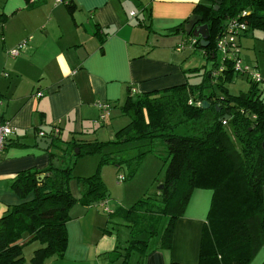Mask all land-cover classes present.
<instances>
[{
	"label": "trees",
	"instance_id": "trees-1",
	"mask_svg": "<svg viewBox=\"0 0 264 264\" xmlns=\"http://www.w3.org/2000/svg\"><path fill=\"white\" fill-rule=\"evenodd\" d=\"M26 1L28 5L32 3ZM67 5L71 12L77 7L74 0H68ZM194 11L203 16L200 23H207L210 33L206 47L200 38L194 47L201 49L208 61L212 60L211 67L189 69L200 70L202 78L195 84L188 80L136 95L129 88L120 109L130 122L111 141L118 144L117 148L101 159L121 164L116 153L142 148L161 138L168 151L164 187L129 208L118 206L112 211L108 207L107 211L108 191L98 171L79 178L82 196L78 200L69 188L75 164L71 160L84 153L102 152L109 142L63 141L61 131L53 134L54 127L45 130L54 140L48 149L49 165L19 171L10 180V189L21 201L9 206L0 218V264H27L26 239L42 244L35 248L30 264H45L51 257L63 258L69 242L70 209L77 201L85 206L105 201L104 211L109 217L116 214L128 219L131 239L121 251L120 264H129L135 250L143 264L150 250L157 247L153 244L171 246L173 225L185 213L196 188L213 190L199 264H249L264 249V88L250 75L236 72L234 60H227L218 73L216 49L217 38L230 18L240 16L248 22L243 36L264 29V0H202ZM5 21V13L0 12V23ZM185 22L187 19L176 29L186 32ZM235 76H244L250 82L247 91L231 94L229 83ZM204 101L210 105L203 107ZM181 126L183 133L177 132ZM132 139L145 142L129 146L127 142ZM54 147L62 152L56 153ZM145 152L140 150L134 159L140 160ZM124 179L125 175L121 181ZM162 217H167V221L158 231ZM139 232H146L145 236L137 237Z\"/></svg>",
	"mask_w": 264,
	"mask_h": 264
},
{
	"label": "crops",
	"instance_id": "crops-1",
	"mask_svg": "<svg viewBox=\"0 0 264 264\" xmlns=\"http://www.w3.org/2000/svg\"><path fill=\"white\" fill-rule=\"evenodd\" d=\"M74 1L77 7L71 12L68 0H31L30 5L0 0V12L6 15L0 23L1 115L15 127L0 157V218L21 201L10 180L19 171L50 163L49 151L36 142L40 130L59 126L63 141H93L86 136L100 121L97 102L109 103L107 116H113L115 109L121 113L129 88L130 93L136 89L133 95L164 90L188 82V70L194 68L186 65L187 59L178 63L177 56L181 61L186 53L177 45L190 36L176 27L202 0ZM25 39L27 47L11 56L10 50ZM209 62L200 67L210 68ZM212 196V189L196 188L173 225L171 246L153 244L157 247L144 264H199ZM79 204L67 223L64 257L48 258L45 264H120L129 234L121 246L114 222L101 215L104 205L96 212ZM263 263L261 249L249 264Z\"/></svg>",
	"mask_w": 264,
	"mask_h": 264
},
{
	"label": "rangeland",
	"instance_id": "rangeland-1",
	"mask_svg": "<svg viewBox=\"0 0 264 264\" xmlns=\"http://www.w3.org/2000/svg\"><path fill=\"white\" fill-rule=\"evenodd\" d=\"M241 39L242 57H244L246 62L264 77V29H255L250 36H243ZM184 49L182 52L186 54L182 57L181 61V58L177 56L179 64H182V61L187 59V66L191 64L194 66L190 67H200L202 63L208 61L203 56L201 49L195 51L188 43ZM178 53L181 54V52ZM211 61L208 64L210 67L212 64ZM188 72L189 83L195 84L198 83V81L200 82L202 78L201 73H199L200 70L194 69L188 70ZM249 86L250 82L247 81L244 76H235L234 80L229 83L231 94H238L241 91H247ZM260 88L262 89L263 86L260 85ZM218 92L220 93L221 91L218 90ZM129 122V116L119 113V109H115V111H113V116H106L105 120H100L96 125V128L92 129V132L86 136L88 138L94 137L93 139L95 140L98 137L100 140L109 143L106 145L104 144L102 152L84 153L71 160L75 164L72 170L73 177L69 181V188L78 200L82 196V186L79 178L94 175L98 171L108 191V201L106 202V205L112 211L118 206L129 208L140 199H146L149 196L157 194L159 186L162 184L161 181L165 177L166 161L168 157L167 148L161 138L155 139L153 144L143 146L142 148L136 147L134 149L116 153V160L120 161L121 164H117V162L114 161L101 162L102 155L117 148L118 144L111 141L117 138L118 131ZM94 130H97V135L92 136ZM184 131L185 129L182 126L177 129V132L179 133H183ZM143 142H145V140L132 139L127 142V144L129 146H134ZM148 149L151 150L148 151ZM140 150L146 152L140 160H135L134 157L139 154ZM53 151L60 154L62 149L54 147ZM119 174L125 175L123 181L118 179ZM79 203L80 202L77 201L75 204L81 206ZM75 204L70 209L71 215L76 213V210H74ZM103 205L104 203L102 201H97L92 205V208L98 212V209L101 208L102 210ZM101 215L106 219L110 218V223L114 222V225L111 224V227H113L112 230L120 236V240L122 241L121 246L124 245L125 239L128 238L127 241L131 239L132 228L129 226L131 222L127 221L128 219L120 218L116 214H112L109 217L108 213H105L104 211H101ZM162 218L163 219L158 224V231H160L159 228H163L167 221V217ZM127 233L129 235L125 238ZM144 233L146 232H139L137 237L143 238L145 236ZM26 237L28 238V236ZM126 244H128V242H126ZM41 245L42 244L38 240L26 239L24 244V256L27 264H30L35 248ZM130 255L131 256L128 260L129 264H142L140 254L136 250Z\"/></svg>",
	"mask_w": 264,
	"mask_h": 264
},
{
	"label": "built area",
	"instance_id": "built-area-1",
	"mask_svg": "<svg viewBox=\"0 0 264 264\" xmlns=\"http://www.w3.org/2000/svg\"><path fill=\"white\" fill-rule=\"evenodd\" d=\"M246 14V12L243 13V16ZM248 22L240 16H236L233 18H230L226 21L224 25L223 32L218 36L217 43H216V49H217V60L219 67L217 69V72H221L225 66L227 60H234V68L235 71L242 75H250L253 79H256L258 82H260V85L264 88V77L258 73V71L249 65L247 62H245L240 55L241 52V38L243 37L244 33L248 29ZM198 42V38L195 36H191L188 39L180 42L177 45V49H183L186 47V44L188 43L191 46L196 45ZM28 45V41L24 40L21 43H19L15 48L10 50V55L15 57L21 53L22 50H24ZM136 89L133 88L131 93H135ZM43 92H38V95H42ZM3 101L0 99V157L5 152L8 141L10 139V136L13 134L15 127L14 125L8 120L2 117V110H1V104ZM98 107L101 110L100 114V120H105L111 105L109 103L105 102H97ZM53 134H58L61 129L59 126H54L52 130ZM39 136H46L48 137L45 130L39 131ZM124 178V175H120L119 179L122 180ZM107 211H110L108 206L105 208Z\"/></svg>",
	"mask_w": 264,
	"mask_h": 264
},
{
	"label": "water",
	"instance_id": "water-1",
	"mask_svg": "<svg viewBox=\"0 0 264 264\" xmlns=\"http://www.w3.org/2000/svg\"><path fill=\"white\" fill-rule=\"evenodd\" d=\"M218 9V7H216ZM203 21V16L200 14H192L188 19L187 22L184 24V29L187 33L193 34L196 37H199L201 39V45L203 47H206L209 43V26L207 23H200ZM210 103L208 101H204L202 103L203 107H208ZM229 117V116H226ZM37 144L40 148L44 150H48L50 146L53 143L52 137H46V136H39L36 139ZM164 187V184L162 183L159 186V189H162Z\"/></svg>",
	"mask_w": 264,
	"mask_h": 264
}]
</instances>
